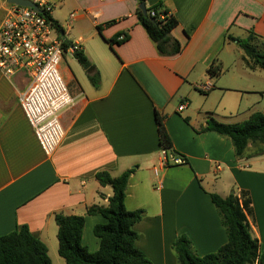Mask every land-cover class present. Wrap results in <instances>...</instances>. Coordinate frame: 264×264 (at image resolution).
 Here are the masks:
<instances>
[{
	"label": "crops",
	"instance_id": "1",
	"mask_svg": "<svg viewBox=\"0 0 264 264\" xmlns=\"http://www.w3.org/2000/svg\"><path fill=\"white\" fill-rule=\"evenodd\" d=\"M50 1L66 43H78L93 68L86 70L74 50L65 48L59 69L73 104L59 113L65 135L51 155L20 104L28 76L0 70V235L26 225L47 245L53 264H67L58 252L55 214L84 215L82 242L96 251L100 242L93 228L105 218L87 210L107 204L113 193L96 174L105 170L118 176L133 169L125 204L144 210L134 225L135 244L154 264H178L172 244L181 234L198 255L226 243L210 200L213 192L225 197L249 190L253 216L248 221L264 249V154L237 158L229 138L197 131L210 111L193 109L190 94L193 86L210 85L206 92L215 88L207 69L219 61L228 35L246 38L253 30L264 37V0H145L163 3L176 16L171 35L182 44L176 55L159 52L139 22L137 0ZM118 35L128 38L115 44L114 52L106 39ZM94 72L97 85L90 80ZM183 102L187 106L179 110ZM157 113L165 115L172 150L186 164L160 167Z\"/></svg>",
	"mask_w": 264,
	"mask_h": 264
},
{
	"label": "trees",
	"instance_id": "2",
	"mask_svg": "<svg viewBox=\"0 0 264 264\" xmlns=\"http://www.w3.org/2000/svg\"><path fill=\"white\" fill-rule=\"evenodd\" d=\"M138 3L145 0H137ZM141 25L149 37L155 42L163 55H176L181 52V42L171 35L178 25L176 16L163 3L146 4V12L139 7L136 10ZM55 25L61 29L58 22ZM106 39L111 49L114 45L128 38L124 35ZM243 49L242 60L250 70H264V37L249 30L246 38L228 35ZM115 52V51H114ZM75 57L86 69L93 68L92 62L84 51L75 50ZM207 72L210 77L223 73L221 63L215 58ZM99 74L94 72L90 80L97 85ZM165 115L157 113L159 141L162 147L171 151L172 139L165 127ZM185 121L189 122L186 117ZM199 132L212 131L229 138L237 158L264 154V111H255L244 122H223L212 114L207 117L205 125L197 129ZM249 144L252 152H248ZM175 152V151H173ZM177 153V152H176ZM187 160V159H186ZM133 169H127L118 176L108 171H99L97 180L102 185H110L113 193L105 205H93L88 208L89 215L99 214L104 222L95 224L93 233L99 238V248L91 251L82 242L84 215H68L63 212L55 214L58 226V252L67 264H154L143 250L135 244L139 237L134 225L144 216L142 208L130 210L125 200L127 187ZM214 205L219 211L222 224L227 233V241L217 251L198 255L190 239L179 235L172 244L177 255L178 264H264V249L258 238L252 235L248 216H253L252 198L249 190L240 189L225 197L218 193H210ZM0 264H53L47 245L35 237L28 226L23 225L7 234L0 235Z\"/></svg>",
	"mask_w": 264,
	"mask_h": 264
},
{
	"label": "built area",
	"instance_id": "3",
	"mask_svg": "<svg viewBox=\"0 0 264 264\" xmlns=\"http://www.w3.org/2000/svg\"><path fill=\"white\" fill-rule=\"evenodd\" d=\"M31 1L38 9L13 3L5 8L0 23V70L7 76L20 72L28 76L29 84L21 92L20 104L45 154L51 155L65 135L59 113L73 104L59 65L66 47L75 51L80 45L66 43L54 23L55 6L50 0ZM209 87L201 85L202 90ZM186 106L181 103L179 110ZM186 163L183 155L161 148L160 167ZM216 167L220 170L219 165ZM158 170L154 168L156 174Z\"/></svg>",
	"mask_w": 264,
	"mask_h": 264
},
{
	"label": "rangeland",
	"instance_id": "4",
	"mask_svg": "<svg viewBox=\"0 0 264 264\" xmlns=\"http://www.w3.org/2000/svg\"><path fill=\"white\" fill-rule=\"evenodd\" d=\"M7 6V0H0V23ZM222 48L219 62L223 73L209 78L215 85L209 92L194 86L191 88V107L210 111V114L223 122H244L252 112L264 111V70L245 67L240 58L243 49L231 40H227ZM54 264L58 262L54 260Z\"/></svg>",
	"mask_w": 264,
	"mask_h": 264
},
{
	"label": "water",
	"instance_id": "5",
	"mask_svg": "<svg viewBox=\"0 0 264 264\" xmlns=\"http://www.w3.org/2000/svg\"><path fill=\"white\" fill-rule=\"evenodd\" d=\"M8 3H13L21 6H30L33 8L38 9V6L31 0H7ZM138 7L143 11L146 12V3L145 1H141ZM233 193V192H232Z\"/></svg>",
	"mask_w": 264,
	"mask_h": 264
}]
</instances>
